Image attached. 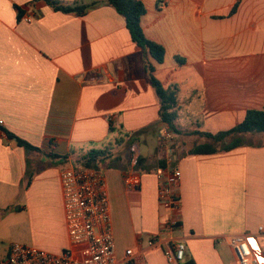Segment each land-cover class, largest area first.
<instances>
[{
  "label": "crops",
  "instance_id": "0c3cea01",
  "mask_svg": "<svg viewBox=\"0 0 264 264\" xmlns=\"http://www.w3.org/2000/svg\"><path fill=\"white\" fill-rule=\"evenodd\" d=\"M60 1L90 7L65 12L45 0H0V264L14 233L54 253L70 246L61 170L78 166V152L120 136L128 151L138 143L142 162L133 164L120 144L94 167L107 183L122 264H171V239L186 244L184 260L238 264L228 238L264 226V132L233 135L228 141L241 144L228 150H191L211 142L196 131L228 130L249 109L264 110V0H142V27L164 46L162 62L133 41L107 0ZM146 60L165 86L179 88L172 149L160 146L164 123ZM173 167L182 172L179 225L151 245L169 214L155 171ZM126 174L138 177V188L126 186Z\"/></svg>",
  "mask_w": 264,
  "mask_h": 264
},
{
  "label": "built area",
  "instance_id": "2783aa9c",
  "mask_svg": "<svg viewBox=\"0 0 264 264\" xmlns=\"http://www.w3.org/2000/svg\"><path fill=\"white\" fill-rule=\"evenodd\" d=\"M24 19L33 20V15ZM3 123V120H0ZM177 133L167 124L160 130L159 142L162 149L174 144ZM132 162L138 163L140 149L132 143ZM158 199L169 211L157 235L150 244H156L167 232L173 231L180 221L181 196L179 185L182 172L178 167L168 171L157 169ZM64 214L70 246L59 253L50 252L33 245L20 242L10 244L8 254L2 264H122L117 257L116 242L111 215L110 197L104 175L95 167L70 166L61 170ZM130 189L139 187V179L133 174L124 176ZM165 255L171 264L183 261L186 244L171 239ZM238 264H264V226L257 233L234 234L228 238ZM133 250L128 249L124 261L131 262Z\"/></svg>",
  "mask_w": 264,
  "mask_h": 264
},
{
  "label": "trees",
  "instance_id": "16d2710c",
  "mask_svg": "<svg viewBox=\"0 0 264 264\" xmlns=\"http://www.w3.org/2000/svg\"><path fill=\"white\" fill-rule=\"evenodd\" d=\"M47 3L53 6L56 10L65 12L77 11L78 13L84 12L90 5L85 3L81 4H67L60 0H45ZM108 4L113 6L121 15L126 19L127 27L131 33L132 39L136 42L145 52H149L150 55L158 62H162L165 58V48L163 45L148 38L143 30L141 18L146 12V6L142 0H107ZM15 7L21 12V7L15 5ZM236 10V6L233 8V12ZM145 65L148 71L149 81L159 99V120L162 123L167 124L176 133L180 132L177 125V119L179 117L178 107V92L179 88L176 84L165 86L154 74V65L145 61ZM8 137L13 138L17 143L27 149L40 148L34 146L27 140L13 133L9 129L2 128ZM114 127L111 124V131H114ZM198 134L211 139V142L200 143L195 145L191 152L201 153H214L219 149L228 150L241 144L240 138L229 140L233 135H240L243 133L255 134L258 132H264V110L263 109H249L245 115V118L231 129L219 131L218 133H210L206 131H196ZM123 138V137H122ZM125 138V137H124ZM134 142V141H131ZM220 145V148L218 146ZM113 154L110 147L103 148H90L86 151L77 153L76 162L78 166L94 167L99 162L106 161ZM142 162V159H138L137 165ZM160 166L165 165V160H159ZM178 264H196L194 259L188 258L183 261H179Z\"/></svg>",
  "mask_w": 264,
  "mask_h": 264
},
{
  "label": "rangeland",
  "instance_id": "374dc122",
  "mask_svg": "<svg viewBox=\"0 0 264 264\" xmlns=\"http://www.w3.org/2000/svg\"><path fill=\"white\" fill-rule=\"evenodd\" d=\"M122 137L123 136L118 137V139H117V141H115V143H111L107 147H110L111 151H113V148H115L116 146H119L120 144H123V146L122 145L120 146V149H124V152L129 153L130 154V158H131L132 157V148H131L132 144L130 145L129 151H128L127 148H126V145H124V142L121 141L122 139H125L124 137L123 138ZM153 140H154V137L151 138V141H153ZM151 163H155V161L154 162H151ZM11 217H12V215L9 216L7 219H10ZM21 226H23V224ZM8 238L11 240L10 242H20V243H23L20 240L21 237H19V235H17L16 233L11 234V236H9Z\"/></svg>",
  "mask_w": 264,
  "mask_h": 264
}]
</instances>
